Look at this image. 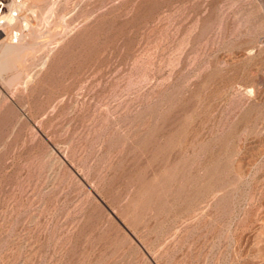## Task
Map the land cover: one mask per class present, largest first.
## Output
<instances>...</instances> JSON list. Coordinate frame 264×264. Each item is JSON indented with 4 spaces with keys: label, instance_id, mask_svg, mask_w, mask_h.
Wrapping results in <instances>:
<instances>
[{
    "label": "rangeland",
    "instance_id": "rangeland-1",
    "mask_svg": "<svg viewBox=\"0 0 264 264\" xmlns=\"http://www.w3.org/2000/svg\"><path fill=\"white\" fill-rule=\"evenodd\" d=\"M0 9V264H264V0Z\"/></svg>",
    "mask_w": 264,
    "mask_h": 264
},
{
    "label": "built area",
    "instance_id": "built-area-1",
    "mask_svg": "<svg viewBox=\"0 0 264 264\" xmlns=\"http://www.w3.org/2000/svg\"><path fill=\"white\" fill-rule=\"evenodd\" d=\"M7 15H9V14H5V13H3L2 12V9H0V43H1V41L3 40V39H5V37H6V34H5V32H4V30H5V28H6V26L8 25L7 24ZM14 18H17L18 17V15L16 14V13H13V14H11ZM5 36L4 38L2 37V36ZM14 36H13V40H15L16 38H17V34H13Z\"/></svg>",
    "mask_w": 264,
    "mask_h": 264
},
{
    "label": "bare ground",
    "instance_id": "bare-ground-1",
    "mask_svg": "<svg viewBox=\"0 0 264 264\" xmlns=\"http://www.w3.org/2000/svg\"><path fill=\"white\" fill-rule=\"evenodd\" d=\"M6 18H7L8 23L9 22L12 23V20H13L14 17L12 15H8Z\"/></svg>",
    "mask_w": 264,
    "mask_h": 264
}]
</instances>
